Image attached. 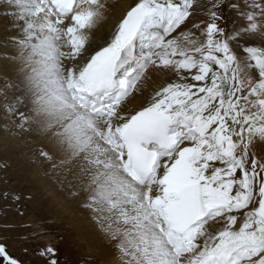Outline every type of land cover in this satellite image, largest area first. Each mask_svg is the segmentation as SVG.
Segmentation results:
<instances>
[{
  "label": "snow or ice",
  "instance_id": "1",
  "mask_svg": "<svg viewBox=\"0 0 264 264\" xmlns=\"http://www.w3.org/2000/svg\"><path fill=\"white\" fill-rule=\"evenodd\" d=\"M14 6L34 122L128 264H264V0L231 5L245 21L232 32L211 11L193 24L202 39L181 27L193 0H137L95 46L101 0ZM149 68L172 76L126 109ZM40 255L58 264L52 247ZM0 258L18 264L3 245Z\"/></svg>",
  "mask_w": 264,
  "mask_h": 264
},
{
  "label": "bare ground",
  "instance_id": "2",
  "mask_svg": "<svg viewBox=\"0 0 264 264\" xmlns=\"http://www.w3.org/2000/svg\"><path fill=\"white\" fill-rule=\"evenodd\" d=\"M101 2L105 4V19L99 22L96 28L92 30L91 35L94 46L95 44L103 43L108 39L116 23L126 13L129 6L134 5L137 0H101ZM232 4H237L239 8H243L244 0H232L230 3H228L231 20L234 21L232 26H230V32H232L233 29L241 28L245 24L243 18L238 15V11L231 7ZM200 6V0H193V8L190 9L192 14L189 17V20L186 22V25H182L181 27L184 32L190 33L194 37L202 39L200 32L193 28V24L200 25L201 29L207 24L206 22L202 21L203 18L200 14L202 7ZM18 11L19 10L14 6V0H0V82H5V87H3L2 83H0V99L1 97H5L4 100L8 97L15 98L16 96L10 95L13 92V95H21L20 97L18 96L19 98H16L13 101L10 108H7L6 106H4V108L0 106V118L5 116V119H7V117L9 118V115L13 114H22L26 117L25 121H23L22 118V122H26V126L21 127L20 124L19 127H21L20 129H22V131L25 130L27 133L26 138L29 140V143L25 144L26 146L31 147L33 141L37 144L35 145L37 148L36 158H33L32 156V159H34V161H39L38 164L40 163L42 167L40 166L41 169H39V171L33 170V172H35V174L38 173V175H35L33 172H31L30 182L34 186L35 191L47 195L44 199L42 198V200L46 202H48L47 200H50L52 205L56 206L59 204V202H56L55 200H63V203H60L61 206L59 209H63V211L70 218L76 217L79 221V224L86 227H84V229L81 231L80 237H78L79 242L86 244L87 247L96 252L97 255L106 257L105 260L109 259L106 264H128L131 258L122 256L118 248L119 242L117 240L111 239L103 230L102 225L98 223V219L94 216L91 210L83 207V197L72 195L73 192L78 190V186L74 187L77 185V165L72 160L64 157L62 153L55 149L49 138L38 129L34 122L31 99L26 95L21 83L17 62L14 59L16 54V45L11 39V37L15 36L18 31L16 25V14ZM8 13H12V15H9ZM173 35L180 37V30H177ZM242 42V40L237 41V43ZM256 42L259 44V37H256ZM146 75L149 78L140 85V90L134 92L127 99L125 103L126 109L133 111L140 110L142 106L146 105L148 98L153 93V90L158 89L161 85L166 84L172 76L171 73L156 72L152 68L148 69ZM8 93L9 96L6 98ZM0 105L3 104L0 103ZM20 108H23L22 112L19 110ZM5 123L0 120V142L2 144L5 143L2 140V136L5 135V138L8 139L9 136L7 135L10 133L7 131L8 128H5L9 127L8 124ZM28 127L30 128L29 132ZM12 136L13 135H10V137ZM26 138L23 140V142L19 141L21 145L25 143L24 141H26ZM41 150L48 152L50 155H52L53 159L49 161L40 157L39 153ZM255 150L258 155H264V145L256 144ZM62 159L64 160L63 164H61ZM53 164H56L57 167L54 168ZM36 165L37 164H35V166ZM4 169H12V165L7 164L3 168L0 167V171ZM39 172H41V177L39 176ZM42 177L46 181L45 183H48L47 185H51V187L47 186L45 189H43L45 184H42L41 182ZM53 187L55 188L53 189ZM23 188L27 187L22 184L20 189ZM54 197H58L59 199H54ZM22 207L26 206L22 205ZM26 222L27 221H25L22 216V219H20V222L18 223V230L24 226H28ZM81 225L78 227H82ZM43 243H46V240H44Z\"/></svg>",
  "mask_w": 264,
  "mask_h": 264
},
{
  "label": "rangeland",
  "instance_id": "3",
  "mask_svg": "<svg viewBox=\"0 0 264 264\" xmlns=\"http://www.w3.org/2000/svg\"><path fill=\"white\" fill-rule=\"evenodd\" d=\"M231 1L222 0L221 3V0H200L202 21L210 22V12L216 11L222 16L219 21L220 26L230 32V26L234 23L231 20L228 7V3ZM218 3L220 7L214 8L213 5ZM3 82L0 83L5 87V82L4 84ZM13 94L14 92L10 95L16 96L15 98L8 97L9 93L6 96L7 99L4 100L5 97H1L0 103L3 105L0 106L10 108L13 101L21 96ZM22 109L19 110L22 112ZM22 118L25 121L26 117L22 114L9 115L7 119L5 116L0 118L4 123L7 121L5 124H8L9 127L5 128H8L7 131L10 132L7 135L8 139L5 138V135L2 136L5 143L0 142V167L3 168L7 164L12 165V169L0 171V245L5 247L7 254L16 259L18 264H47L48 257L41 256L40 253L48 247L55 250L53 258L57 260L58 264H106L109 259L105 260L106 257L97 255L86 244L79 242L78 237L85 226L79 224L76 217L70 218L63 209H59L63 200L54 197V199H59L55 200L59 202L57 204L59 207H57L52 205L50 200L46 199L48 202L42 200L47 195L34 190V186L30 182V175L33 170L39 171L42 165L38 164L39 161L32 159V156L36 158L37 148L35 145L37 144L33 141L31 147L25 145L29 143V140L26 138V131L20 129L26 126V122H22ZM20 124L21 127H19ZM29 130L28 127V132ZM10 135L13 136L10 137ZM25 138V143L21 145L19 141L23 142ZM35 164L37 165L35 166ZM33 173L35 174V172ZM39 176L41 177V172H39ZM41 182L45 184L43 189L47 186L51 187L45 183L43 177ZM22 184L27 188L20 189ZM22 205L26 207H22ZM22 216L28 226L18 230V223ZM80 225L82 227H78ZM44 240L46 243H43ZM0 264H3L2 258H0Z\"/></svg>",
  "mask_w": 264,
  "mask_h": 264
}]
</instances>
